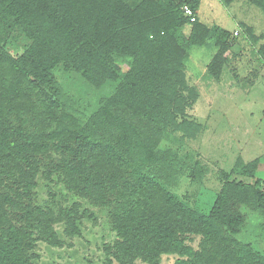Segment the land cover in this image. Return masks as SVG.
Here are the masks:
<instances>
[{"label":"trees","instance_id":"trees-1","mask_svg":"<svg viewBox=\"0 0 264 264\" xmlns=\"http://www.w3.org/2000/svg\"><path fill=\"white\" fill-rule=\"evenodd\" d=\"M247 1L264 11V0ZM199 4L0 0V264H33L38 239L61 245L55 224L62 220L70 235L81 232L76 209L55 215L35 204L40 176L110 209L114 255L123 264L136 258L160 264L168 253L181 255L177 264H264V248L238 238L246 221L240 207H264L258 185L227 173L203 212L165 183L170 158L161 139L175 134L186 141L203 127L189 117L199 94L186 73L190 49L211 35ZM185 5L195 11L194 22ZM260 52L264 59V43ZM223 61L220 52L211 71ZM56 69L95 87L113 81L116 91L83 119ZM256 165L241 160L231 175L253 176ZM190 234L200 235L199 249L186 243Z\"/></svg>","mask_w":264,"mask_h":264},{"label":"rangeland","instance_id":"rangeland-1","mask_svg":"<svg viewBox=\"0 0 264 264\" xmlns=\"http://www.w3.org/2000/svg\"><path fill=\"white\" fill-rule=\"evenodd\" d=\"M127 1L136 4L140 0ZM197 14L210 26L211 35L205 44L190 49L186 73L188 84L199 94L189 117L201 121L203 127L186 141L169 134L161 139L159 148L170 158L166 186L195 208L209 212L227 173L231 180L258 185L264 195V59L260 52L264 11L247 0H200ZM182 32L190 36L192 24L183 25ZM220 52L225 61L211 71L210 63ZM129 67L128 62L122 63L121 71ZM54 74L83 119L116 91L113 81L95 87L74 73L56 69ZM241 160L257 162L253 176L231 175ZM38 181L35 204L54 209L55 215L61 208L76 209L81 232L70 235L67 222H57L62 244L38 239L32 250L33 264H123L114 255L118 236L109 208L91 204L55 180L40 176ZM240 209L246 221L238 238L264 248V207L244 205ZM200 239V235L190 234L186 243L197 250ZM178 258L179 253L163 254L160 264H177ZM126 264L152 263L136 258Z\"/></svg>","mask_w":264,"mask_h":264},{"label":"built area","instance_id":"built-area-1","mask_svg":"<svg viewBox=\"0 0 264 264\" xmlns=\"http://www.w3.org/2000/svg\"><path fill=\"white\" fill-rule=\"evenodd\" d=\"M184 11H185V14L187 16H189L190 18V22H194L196 20V15H195V11L193 10L192 7H190L189 5H185L183 7Z\"/></svg>","mask_w":264,"mask_h":264}]
</instances>
